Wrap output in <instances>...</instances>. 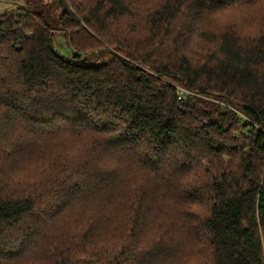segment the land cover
Segmentation results:
<instances>
[{
    "label": "trees",
    "instance_id": "obj_1",
    "mask_svg": "<svg viewBox=\"0 0 264 264\" xmlns=\"http://www.w3.org/2000/svg\"><path fill=\"white\" fill-rule=\"evenodd\" d=\"M26 3L0 264H264V0Z\"/></svg>",
    "mask_w": 264,
    "mask_h": 264
},
{
    "label": "snow or ice",
    "instance_id": "obj_2",
    "mask_svg": "<svg viewBox=\"0 0 264 264\" xmlns=\"http://www.w3.org/2000/svg\"><path fill=\"white\" fill-rule=\"evenodd\" d=\"M16 101L14 93L0 90V116H11L13 112V105ZM3 244V240L0 239V245ZM141 264H145L141 261Z\"/></svg>",
    "mask_w": 264,
    "mask_h": 264
},
{
    "label": "water",
    "instance_id": "obj_3",
    "mask_svg": "<svg viewBox=\"0 0 264 264\" xmlns=\"http://www.w3.org/2000/svg\"><path fill=\"white\" fill-rule=\"evenodd\" d=\"M17 8H27L26 0H0V15Z\"/></svg>",
    "mask_w": 264,
    "mask_h": 264
},
{
    "label": "rangeland",
    "instance_id": "obj_4",
    "mask_svg": "<svg viewBox=\"0 0 264 264\" xmlns=\"http://www.w3.org/2000/svg\"><path fill=\"white\" fill-rule=\"evenodd\" d=\"M13 10H15V9H13ZM54 45L57 48H59V51L61 53H63L64 55L69 54L68 51H66V52L63 51L64 47L63 48L61 47V46H67V44H66V41H65L63 34H61L60 32H56V34H55ZM67 47H70V46H67Z\"/></svg>",
    "mask_w": 264,
    "mask_h": 264
},
{
    "label": "built area",
    "instance_id": "obj_5",
    "mask_svg": "<svg viewBox=\"0 0 264 264\" xmlns=\"http://www.w3.org/2000/svg\"><path fill=\"white\" fill-rule=\"evenodd\" d=\"M183 91H186V89H184L183 87H179V90H178L179 96H181V94L183 93Z\"/></svg>",
    "mask_w": 264,
    "mask_h": 264
}]
</instances>
